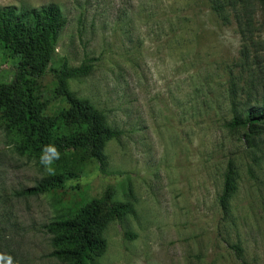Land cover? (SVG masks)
I'll list each match as a JSON object with an SVG mask.
<instances>
[{
	"label": "rangeland",
	"instance_id": "374dc122",
	"mask_svg": "<svg viewBox=\"0 0 264 264\" xmlns=\"http://www.w3.org/2000/svg\"><path fill=\"white\" fill-rule=\"evenodd\" d=\"M224 1L238 7L218 15L209 0H0V9L54 4L66 18L52 61L35 68L42 114L69 110L52 70L90 65L69 88L120 130L104 144L102 170L65 149L52 165L75 171L65 187L19 197L49 175L0 121V244L16 264H61L44 226L92 199L133 210L104 226L99 264H264V123L225 127L233 104L264 108V0ZM20 50V41L0 49V82L13 79ZM228 162L236 184L226 222L216 197Z\"/></svg>",
	"mask_w": 264,
	"mask_h": 264
},
{
	"label": "trees",
	"instance_id": "16d2710c",
	"mask_svg": "<svg viewBox=\"0 0 264 264\" xmlns=\"http://www.w3.org/2000/svg\"><path fill=\"white\" fill-rule=\"evenodd\" d=\"M209 2L218 15L226 14L227 9L233 10L238 4L237 1L224 0ZM60 12L54 4L30 9L14 6L0 9V49H9L14 41L21 42L13 79L8 83L0 82V121L6 131L17 136L16 149L20 153L28 152L40 159L43 148L54 145L60 153L65 149L80 152L85 158L94 160L102 170L105 166L104 144L119 135L120 130L106 124L102 113L88 100L78 97L68 85L69 79L85 77L90 65L70 66L64 61L59 68L52 70L56 92L69 105V110L51 116L42 114L46 102L41 100L42 87L35 68L49 65L55 55L56 42L66 23ZM261 123H264V108L249 105L238 110L233 104L225 127L251 130ZM74 176L75 171L67 169L16 194L19 197L38 196L63 189ZM235 180L236 173L228 162L222 175V188L216 197L220 218L226 222L230 220L228 201L235 190ZM132 213L128 203L105 206L99 199H92L81 208L67 209L44 226L52 246L49 256L61 264H99L98 259L106 248L102 236L104 226L113 218ZM0 255L11 256L16 264L14 252L1 244Z\"/></svg>",
	"mask_w": 264,
	"mask_h": 264
},
{
	"label": "clouds",
	"instance_id": "9594fccd",
	"mask_svg": "<svg viewBox=\"0 0 264 264\" xmlns=\"http://www.w3.org/2000/svg\"><path fill=\"white\" fill-rule=\"evenodd\" d=\"M60 152L54 145H46L40 155L39 163L47 175H54L55 169L52 167L56 160L60 159ZM0 264H13L11 256L0 255Z\"/></svg>",
	"mask_w": 264,
	"mask_h": 264
}]
</instances>
